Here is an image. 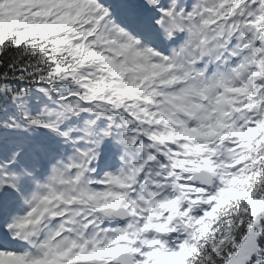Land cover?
I'll use <instances>...</instances> for the list:
<instances>
[{"label":"snow or ice","instance_id":"6c2138e0","mask_svg":"<svg viewBox=\"0 0 264 264\" xmlns=\"http://www.w3.org/2000/svg\"><path fill=\"white\" fill-rule=\"evenodd\" d=\"M0 264H264V0H0Z\"/></svg>","mask_w":264,"mask_h":264}]
</instances>
